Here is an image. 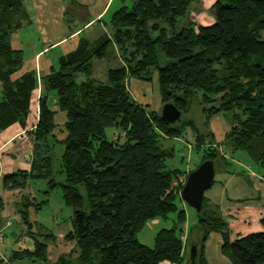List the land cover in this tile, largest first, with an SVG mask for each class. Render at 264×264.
I'll list each match as a JSON object with an SVG mask.
<instances>
[{"label": "trees", "instance_id": "16d2710c", "mask_svg": "<svg viewBox=\"0 0 264 264\" xmlns=\"http://www.w3.org/2000/svg\"><path fill=\"white\" fill-rule=\"evenodd\" d=\"M197 1L134 0L123 5L112 14L109 32L95 40L84 38L75 50L59 57L58 68L41 78L34 173L30 176L49 177L46 193L61 189L64 203L72 210L73 229L65 239L76 241L78 255L71 252L49 262L48 241L56 235L40 223L34 230L29 210L33 201L26 196L18 203L27 226L21 231L28 232L33 248L13 250L11 261L186 264L189 258L184 251L191 240V246L198 247L197 264H209L206 241L213 231H219L223 252L232 264H264V231L231 241L228 222L206 197L196 211L197 223L188 241L180 231L186 221L180 203L187 172L167 166L174 157V147L164 143L168 137H180L192 128L196 150L202 151L196 167L205 159L215 160V139L206 127L213 116L224 112L231 127L221 145L247 152L264 176V0H216L215 21L210 24L189 18ZM23 4V0H0V132L15 122L25 123L34 90L40 85L35 69L15 75L25 64L24 51L12 45L13 34L22 25ZM159 48L168 59L165 66L160 65ZM96 59H117L119 65L109 67L102 80L94 76ZM152 74L162 103L172 102L182 111L178 121L167 122L160 110L132 96L130 81L150 80ZM53 103L66 112L62 134L56 132L58 111ZM195 103L201 108L202 127L183 116ZM107 128L115 130L113 137ZM59 144L64 145L63 182L50 176L54 146ZM30 176L23 170L4 174L3 186L24 188ZM80 184L85 186L88 211ZM171 213H177L178 219L173 227L157 232L154 247L138 239L149 220L168 218ZM0 264L7 263L0 258Z\"/></svg>", "mask_w": 264, "mask_h": 264}, {"label": "crops", "instance_id": "0c3cea01", "mask_svg": "<svg viewBox=\"0 0 264 264\" xmlns=\"http://www.w3.org/2000/svg\"><path fill=\"white\" fill-rule=\"evenodd\" d=\"M23 3L22 25L14 32L12 45L14 48L24 51L25 64L24 68L15 75L21 74L23 70L35 69L40 85L34 90L30 116L25 120V123L15 122L0 132L1 181L4 174L19 170L26 171L29 176L34 173L35 128L40 114L41 78L50 73L53 67H56L60 56L75 50L84 38L95 40L104 32H109L108 23L115 12V7H117L116 0H23ZM122 3H126V0L119 1V5ZM52 53H54L53 57L50 56ZM53 109L58 111L56 122L60 126L56 132L62 134L63 125L66 122V112L60 111L55 104ZM153 109L156 110V108ZM59 115L62 118L60 121L57 119ZM230 127V121L224 112L213 116L206 127L215 139L213 146L217 148L218 155L214 160L215 178L212 186L206 190L204 197L219 209L221 215L228 222L230 240L233 241L239 235L264 231V176L259 164L254 162L247 152L226 150L221 145ZM184 135L185 138L180 136L171 139H175L184 146L187 145L191 151H197L196 132L192 128H188ZM206 139L209 141L208 137ZM208 144L207 142L206 145ZM60 152L62 153L63 150ZM190 159L184 167H175H180L188 175L194 169L191 156ZM53 166L51 177L56 174L55 164ZM54 178L56 177L54 176ZM186 178H184L183 184ZM37 180H46L47 182L46 189L42 190L45 195L42 199L38 198L40 190L38 189L37 193L30 186L31 181ZM48 181L49 177L35 179L30 176L24 188L9 189L3 186L0 191V258L4 259L5 263L23 264V259L10 260L12 249L15 246H21L20 249L33 248L31 242L24 241L22 244L20 241H16L19 240L17 235H15L16 239L7 238L6 240L7 229L13 228L15 221L22 230L27 229L21 219L18 207V203L24 201L26 196L30 201H33L29 210L31 220L35 224L34 230L37 231L36 223H40V226L51 230L56 235V238L48 241L49 262H57L61 257L67 256L71 252L74 253V257L78 255L76 241L65 239V235L73 229L72 210L69 219L64 218V213L60 212V208L66 206L62 193L61 203H56L55 208L52 207L49 195L56 188L46 193ZM185 202L182 198L181 208L185 209ZM46 209H49L50 213H47ZM66 221L71 223L69 231L65 229V226L63 227V222ZM184 229L189 235L190 224L187 223ZM188 235L184 234L183 236L185 242L188 241ZM223 243L224 238L221 232L213 231L210 234L205 245V256L209 264H232L229 257L223 252ZM187 249L186 244L184 254H187ZM189 256L190 253L187 258ZM28 260L26 264H33L32 260ZM162 264L172 263L164 261Z\"/></svg>", "mask_w": 264, "mask_h": 264}, {"label": "rangeland", "instance_id": "374dc122", "mask_svg": "<svg viewBox=\"0 0 264 264\" xmlns=\"http://www.w3.org/2000/svg\"><path fill=\"white\" fill-rule=\"evenodd\" d=\"M119 1L120 0H116L117 3V7H115L114 11H116L117 9H119L121 6H123L124 4L126 5H131L133 3L134 0H126V3H122L121 5H119ZM122 1V0H121ZM216 0H198L195 3V6L192 10H190V14H189V18L192 20H197L199 24H210L211 22L213 23L215 21L214 19V13H213V6L215 4ZM188 18V19H189ZM186 19V21L188 20ZM185 23V20L180 22L179 25H183ZM197 23V24H198ZM164 27H167L168 24L167 23H163ZM112 51V55H113V49H111ZM116 51V50H115ZM159 51V59H160V65L161 66H165L168 63V59L165 57L163 51L161 48L158 49ZM117 53V52H116ZM51 57L54 56V53H52L50 55ZM119 59V58H118ZM119 62L117 59H113L112 61L110 60H106V59H96L94 62V76H97L99 79L104 80L106 78V70L109 67H115L118 66ZM56 67H59L58 62L56 63ZM152 79L150 80H139V79H132L130 81V90L132 93V96L137 100V101H141L143 103L149 104L152 108H156V110H162L163 107V103H162V99H161V94H160V90H159V86H158V82L156 80V76L155 74H152ZM184 117H190L193 118L198 126L202 127V122H203V118L201 115V108L200 106L195 103L194 105V109L189 112L188 115H183ZM58 121H60L61 116L59 115L57 117ZM60 128V126H59ZM107 134L109 137H113V133H114V129L113 128H107ZM185 138V135H182ZM165 146L170 147L173 146L174 147V157L170 158L167 161V166L168 167H175V166H185L187 164V161H189L190 156L192 157V164H193V168L196 167V165L200 162L201 159V155L202 152L198 153L197 151H191L188 149L187 145L184 146V144L176 141L175 139H166L164 141ZM56 146V145H55ZM63 144H59L55 147L54 149V164L56 167V174L54 175L58 180L60 181H65V173L61 172L62 169V160H61V152L64 147ZM60 154V155H58ZM27 156V155H26ZM191 160V159H190ZM1 181V179H0ZM30 186L38 193V189L40 190V193L38 198L42 199L44 198V194L42 192L43 189H46L47 187V182L46 180H37V181H31ZM80 191L85 199V210L88 211L89 210V206H88V202H87V196H86V190H85V186L84 184H80ZM3 189V185H2V181L0 182V191ZM61 189L60 188H56L54 190V192H52L49 195V198L51 199V205L52 207H56L55 204L56 203H61L62 198H61ZM59 195V196H58ZM186 203L185 206V210H186V219L187 222H185L186 224H190L191 228L194 224L197 223V219H198V214L196 212V210L194 208H192L191 206H189V204ZM9 205V204H8ZM49 208L51 209V207L49 206ZM47 213H50L49 209L45 210ZM71 211V208L69 207H64L62 206L60 208V212L64 213V218H70L69 214ZM59 213V212H58ZM57 213V214H58ZM178 219V214L177 213H171L168 218H163V217H158V218H154L149 220L146 225L144 226V228L138 233V239L145 244L146 246L149 247H154L155 246V236L157 234V232L162 229V228H171L174 226L175 222ZM183 224L180 231H182V236H184V234H186V236L188 235L187 230L185 231V226L186 224ZM65 224V225H64ZM65 226V229H67V231L70 230L71 228V223L69 221H66L65 223L63 222V227ZM183 229V230H182ZM21 227L20 225L15 221L14 227L11 229H7V238L8 239H16L15 235L17 234V236L19 234L22 233L21 231ZM22 235L24 236V239H22L19 235V240L16 241H20V243L23 244V241H27V242H31V244L33 243V241L30 239L28 232L25 231L22 233ZM187 244V243H186ZM191 244L192 241L190 240V242H188V249H187V254H186V258L188 257L189 253H190V249H191ZM21 246H15L12 250H18L20 249ZM29 260L27 258L22 260L23 264H26ZM18 264V263H15Z\"/></svg>", "mask_w": 264, "mask_h": 264}, {"label": "water", "instance_id": "95a60500", "mask_svg": "<svg viewBox=\"0 0 264 264\" xmlns=\"http://www.w3.org/2000/svg\"><path fill=\"white\" fill-rule=\"evenodd\" d=\"M161 114L163 118L174 123L182 116V111L172 102L164 103ZM215 178V163L214 160L208 158L201 162L197 167L192 169L181 190L182 198L196 211L202 208V202L206 190H208ZM198 247L196 244L191 246L190 256L186 264H197L196 257Z\"/></svg>", "mask_w": 264, "mask_h": 264}, {"label": "bare ground", "instance_id": "6f19581e", "mask_svg": "<svg viewBox=\"0 0 264 264\" xmlns=\"http://www.w3.org/2000/svg\"><path fill=\"white\" fill-rule=\"evenodd\" d=\"M189 174V173H188Z\"/></svg>", "mask_w": 264, "mask_h": 264}]
</instances>
